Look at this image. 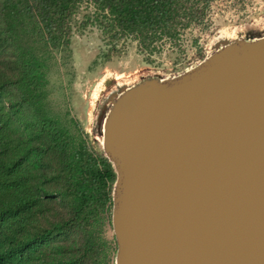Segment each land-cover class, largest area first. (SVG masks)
<instances>
[{"label": "water", "instance_id": "1", "mask_svg": "<svg viewBox=\"0 0 264 264\" xmlns=\"http://www.w3.org/2000/svg\"><path fill=\"white\" fill-rule=\"evenodd\" d=\"M221 43L109 96L114 264H264V36Z\"/></svg>", "mask_w": 264, "mask_h": 264}, {"label": "trees", "instance_id": "2", "mask_svg": "<svg viewBox=\"0 0 264 264\" xmlns=\"http://www.w3.org/2000/svg\"><path fill=\"white\" fill-rule=\"evenodd\" d=\"M212 1L0 0V264H99L93 227L104 212L110 224L116 173L51 99L74 33L99 29L103 60L126 39L152 53L205 27Z\"/></svg>", "mask_w": 264, "mask_h": 264}, {"label": "rangeland", "instance_id": "3", "mask_svg": "<svg viewBox=\"0 0 264 264\" xmlns=\"http://www.w3.org/2000/svg\"><path fill=\"white\" fill-rule=\"evenodd\" d=\"M208 17L205 27L191 26L179 40L156 42L152 53L137 41L126 39L109 60L99 57L107 49L99 29L88 26L81 34L75 32L70 57L62 73L54 75L50 87L53 105L74 120L70 124L73 137L89 152L104 154L101 130L111 105L109 96L124 85L117 80L134 76V85L147 78L175 77L199 65L222 46L221 41L264 36V0H213ZM107 218L104 212L93 227L99 264L115 261L111 212L110 224Z\"/></svg>", "mask_w": 264, "mask_h": 264}, {"label": "bare ground", "instance_id": "4", "mask_svg": "<svg viewBox=\"0 0 264 264\" xmlns=\"http://www.w3.org/2000/svg\"><path fill=\"white\" fill-rule=\"evenodd\" d=\"M136 80V77L130 76L128 78H122L117 80L119 83H124V85L131 86L133 82Z\"/></svg>", "mask_w": 264, "mask_h": 264}]
</instances>
